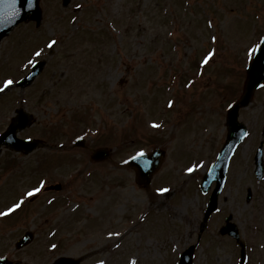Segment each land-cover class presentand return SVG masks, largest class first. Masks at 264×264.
<instances>
[{"label":"rangeland","instance_id":"1","mask_svg":"<svg viewBox=\"0 0 264 264\" xmlns=\"http://www.w3.org/2000/svg\"><path fill=\"white\" fill-rule=\"evenodd\" d=\"M40 4L38 26L26 20L0 42V87L15 81L0 93V130L21 106L35 117L21 135L44 140L28 155L3 151L0 211L21 198L24 204L0 217V255L23 264H52L63 255L81 258L80 264H178L184 249L195 245L192 264H239L240 246L219 232L231 215L247 243L246 264H264V179L255 173L264 142V87L240 109L249 135L231 159L206 226L211 191L204 194L199 186L226 140L228 105L243 93L246 51L264 35V0ZM51 40L57 43L49 48ZM213 48L214 60L204 65ZM37 59L46 61L41 73L17 86L28 61ZM78 137L83 146L75 145ZM101 146L111 158L93 161ZM155 146L168 148L167 159L145 185L124 164ZM262 154L264 162V143ZM42 181L62 182L61 191L43 186L30 200L27 192ZM74 207L79 217L70 215ZM25 231L35 240L17 250Z\"/></svg>","mask_w":264,"mask_h":264},{"label":"water","instance_id":"2","mask_svg":"<svg viewBox=\"0 0 264 264\" xmlns=\"http://www.w3.org/2000/svg\"><path fill=\"white\" fill-rule=\"evenodd\" d=\"M69 0H65V3H68ZM41 8L39 6V0H0V41L4 36L10 33V31L21 21L25 20L27 17L31 16V18L37 20L39 23L41 21ZM264 42V39L263 41ZM258 55V54H257ZM43 67V62L37 64L33 71L30 72L27 77L19 82V85H26L31 83L36 75L40 72ZM248 77L245 82V88L243 94L240 99L236 101L231 108L228 110L227 115V126H228V138L225 143L224 148L219 154L218 160L211 167L210 171L204 178L203 188L206 190L211 181L214 178H217L218 184L217 187L211 197L210 203L205 213V219L214 211L217 207V196L220 188L223 185V181L225 178V173L228 166V161L230 156L232 155L237 143L244 136L246 129L245 126L239 122V109L242 106H246L251 101L254 91L256 88L261 86L264 83V57H262L259 61L252 60L247 67ZM20 117L23 116L24 119L19 118V122L13 123L12 126L6 131L4 134L0 136V145L3 142L9 143L12 147L20 150L30 151L36 146V142L34 141H22L21 139H15V142L5 140V137L9 134V131L15 136V133L18 128H24L27 126L29 122V116L23 111L20 110ZM164 152L160 149L155 150L150 155H143L137 160H141L144 162L147 170L145 176L151 175L153 170H155L162 159V155ZM256 163L258 166V171H263V159L262 153L256 156ZM142 174V173H141ZM224 232L230 231V233L234 234L237 238L239 237L237 228L229 224ZM31 239V234L25 235L23 238L24 243H27ZM22 240V241H23ZM194 252V246H191L187 249L181 256V260L179 264H191L192 255ZM57 264H77V262L71 259H62Z\"/></svg>","mask_w":264,"mask_h":264},{"label":"snow or ice","instance_id":"3","mask_svg":"<svg viewBox=\"0 0 264 264\" xmlns=\"http://www.w3.org/2000/svg\"><path fill=\"white\" fill-rule=\"evenodd\" d=\"M77 7L79 8V7H81V5H77ZM73 19H76V18L73 17ZM209 24L211 25V21H209ZM217 39H218V37L216 35L211 36V40L212 41H217ZM56 43H57L56 40H51L50 43L48 44V47L51 48ZM34 55H35V57L39 58L42 55V50L35 51ZM215 56H216V49L213 48V49H211V50H209L207 52V54L202 58L201 62L204 65H208L210 61L214 60ZM262 57H264V42L254 43L246 51V59L259 61ZM36 62L37 61H35V60H29L28 61L29 64H33V63H36ZM14 84H15V81L13 79H11V78L6 79L3 82V87H0V93H3L6 89L10 90V86H12ZM261 87H264V85H261ZM173 103H174L173 101H169V107H171ZM232 106H233L232 104L228 105L229 108H231ZM153 127L159 128V127H161V125L156 123V122H153ZM244 135L248 136L249 133L245 132ZM143 155H144V151L143 150H141L139 153H137V156H143ZM195 167L196 166L189 167V168L186 169V171L191 173V172H193L195 170ZM44 183L45 182L42 181L40 183L39 187H35L31 191H28L27 192V196L32 197L36 193H39L42 190V188L44 186ZM157 191L160 192V193H165V192H168L169 189L168 188H159V189H157ZM23 204H24V200H23V198H21L19 200V202L13 203L10 207H8L4 211H0V217H6V216H8L10 214H13L16 210L20 209ZM108 235L109 236H112V235L121 236V233H119V232H116V233L109 232ZM56 247H57V245H55V244L52 245L53 249H55ZM98 264H105V262L103 260H101V261L98 262ZM133 264H135V261H133Z\"/></svg>","mask_w":264,"mask_h":264},{"label":"flooded vegetation","instance_id":"4","mask_svg":"<svg viewBox=\"0 0 264 264\" xmlns=\"http://www.w3.org/2000/svg\"><path fill=\"white\" fill-rule=\"evenodd\" d=\"M5 150H7V149H5ZM109 158H111V157H109ZM77 258H79V257H77ZM80 259H81V258H80ZM12 261H13V260H12ZM53 263H54V262H53ZM53 263H52V264H53ZM12 264H23V263H22L21 261H18V260H17V261H13ZM24 264H25V263H24Z\"/></svg>","mask_w":264,"mask_h":264}]
</instances>
